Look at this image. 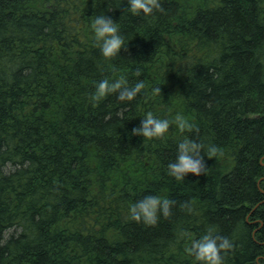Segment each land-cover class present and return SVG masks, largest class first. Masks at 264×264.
Instances as JSON below:
<instances>
[{
  "label": "trees",
  "instance_id": "1",
  "mask_svg": "<svg viewBox=\"0 0 264 264\" xmlns=\"http://www.w3.org/2000/svg\"><path fill=\"white\" fill-rule=\"evenodd\" d=\"M156 3L0 0V264H201L208 226L234 243L223 264H264V0ZM101 13L127 45L111 58ZM103 79L145 89L94 100ZM149 111L196 127L133 135ZM185 135L219 151L178 180ZM148 193L174 201L155 224L129 213Z\"/></svg>",
  "mask_w": 264,
  "mask_h": 264
},
{
  "label": "clouds",
  "instance_id": "2",
  "mask_svg": "<svg viewBox=\"0 0 264 264\" xmlns=\"http://www.w3.org/2000/svg\"><path fill=\"white\" fill-rule=\"evenodd\" d=\"M153 7H158L156 0H127V10L133 14L149 13ZM91 28L103 57H114L121 52L122 48L126 49L125 38L119 30L117 21L111 15L106 13L94 15L91 19ZM143 89H145L144 80H137L133 85L127 86L120 79L112 82L103 79L96 83L93 99H100L112 91L119 90V100L131 101ZM153 91L160 92L161 89L157 87ZM170 123L175 124L181 132L196 127L182 113H176L170 121L149 111L142 116L140 124L133 127L131 132L143 138L162 137L169 129ZM218 151V146L214 144H205L203 141L185 135L178 141L176 157L168 163L167 171L178 180L185 179L189 173L196 175L206 173L208 167L205 155L214 157ZM173 203L174 201L166 196L148 193L129 205V213L135 220L155 224L159 214L165 217L170 215ZM233 247L234 243L230 237L219 234L214 226H208L198 239L192 241L190 251L201 264H223L224 256Z\"/></svg>",
  "mask_w": 264,
  "mask_h": 264
},
{
  "label": "bare ground",
  "instance_id": "3",
  "mask_svg": "<svg viewBox=\"0 0 264 264\" xmlns=\"http://www.w3.org/2000/svg\"><path fill=\"white\" fill-rule=\"evenodd\" d=\"M259 261V260H258Z\"/></svg>",
  "mask_w": 264,
  "mask_h": 264
}]
</instances>
